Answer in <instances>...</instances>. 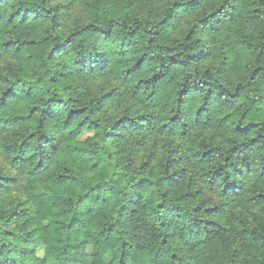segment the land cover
I'll list each match as a JSON object with an SVG mask.
<instances>
[{
	"label": "clouds",
	"instance_id": "clouds-1",
	"mask_svg": "<svg viewBox=\"0 0 264 264\" xmlns=\"http://www.w3.org/2000/svg\"><path fill=\"white\" fill-rule=\"evenodd\" d=\"M0 264H264V0H0Z\"/></svg>",
	"mask_w": 264,
	"mask_h": 264
}]
</instances>
